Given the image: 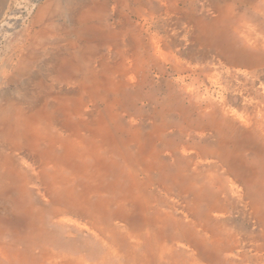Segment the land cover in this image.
<instances>
[{"label":"bare ground","instance_id":"1","mask_svg":"<svg viewBox=\"0 0 264 264\" xmlns=\"http://www.w3.org/2000/svg\"><path fill=\"white\" fill-rule=\"evenodd\" d=\"M179 1L186 2L168 0L167 4L173 6L174 14L185 18L186 12L177 8ZM23 3L27 6L22 7V2H17L14 8L11 0H0V37L4 32H13L17 24L28 23L9 39L0 65V80L4 85L12 83L15 75L27 78L22 82L20 95L6 89L0 91V204L4 205L1 203L4 199L8 201L5 206L0 205V264H38L32 255L35 254L34 248L38 249L41 242L45 244L50 237L52 244L42 248L41 264H244L241 257L244 242L253 248L254 262L261 263L264 244L253 240L256 236L248 240L239 230L233 231L235 227L230 229L232 224H227L225 205L213 204L200 209L194 204L189 208L185 203L166 202L158 206L149 195L150 189L157 186L169 194L167 179H164L167 168L162 161L163 153L160 154L149 142L152 137L160 138L163 128L155 126L153 132L144 135L137 125L128 129L117 125L118 118L125 114L120 109V98L126 96L130 86L134 87V80L147 60L140 53L145 49V39L140 40L120 27L122 35L118 43L116 31L109 34L101 24L96 0H30ZM230 9L228 2L224 11L221 6L217 8L215 21L234 16ZM25 12L28 14L26 18H17ZM56 14L64 20L62 26L66 28V37L57 40L61 46L48 63H36L32 67L38 59L39 46L48 40L50 23ZM196 27L199 35L207 28L198 23L193 25L194 30ZM96 37L97 41L103 37L106 41L118 43L117 57L98 60L96 54L88 53L87 44L94 43ZM241 37L246 39L247 47L264 51V37L247 31L241 32ZM19 63L22 65L18 66ZM235 109L227 105L219 111L231 127L240 125L242 130L251 128L264 132L262 111L257 109V115L245 116ZM219 112L211 113V118L214 115L220 117ZM214 125L211 120L201 129L221 136L225 134L224 126ZM123 131L127 136L120 139ZM14 151L19 154L15 156ZM198 153L195 152V156ZM213 154L217 158L221 156L217 149ZM21 155L35 162L33 172L22 162ZM217 167L221 168L220 165ZM125 177L128 179L129 200L118 203L115 193L120 190L115 189V183L116 180L126 182ZM226 177L228 188L238 190L235 185L243 187L237 185L232 176L227 174ZM135 190L137 198H134ZM32 195L40 201L39 206L27 201ZM257 208H261L260 213L256 212ZM247 209L256 222L264 221V203L252 202ZM191 210L197 217L192 216ZM1 214L15 224L1 222ZM16 219H31L32 228L36 224L37 230V224H40V230L46 231L44 239H39L41 242H29L33 250L30 256L27 255V246L20 242L24 226ZM48 221L76 233H87L96 245L95 251L90 249L92 252H89L88 248L58 249L56 234L49 228ZM31 235L34 237L33 233ZM68 237L74 239L76 235L69 233Z\"/></svg>","mask_w":264,"mask_h":264},{"label":"rangeland","instance_id":"2","mask_svg":"<svg viewBox=\"0 0 264 264\" xmlns=\"http://www.w3.org/2000/svg\"><path fill=\"white\" fill-rule=\"evenodd\" d=\"M25 1L30 0H11L12 7L15 8L17 2H22V7H26L27 4L23 3ZM96 1L100 7L101 24L109 34L113 35V32L116 31L118 43H120V36L122 35L119 31L120 27L132 32L138 39L142 40L141 38H143L146 41L145 49L140 52L143 57L146 56L144 57L147 59L144 64L146 67L143 66V70L136 76L134 87L133 85L130 86L125 92L127 93L126 96L120 98V109L125 114L118 118L117 125L124 129L137 125L144 135L153 132L155 126H162L163 128L160 138L152 137L149 142L160 154L163 153L162 161L167 168L164 171V179H167V189L171 195L158 186L157 189H150L149 195L153 196L158 206H163V203L166 202H176L178 205L185 203L189 208L194 204L200 209L213 204L225 205L227 207V224H234V226H229L230 229L235 227L233 231L239 230L248 240L256 236L257 238L253 240H258L260 245L264 244L262 238L264 221L256 222L249 214L250 210L247 209V205H251L252 202L254 204L256 202L258 205L264 203V132L251 128L242 130L239 129L241 128L240 125L237 128L231 127L219 112L228 105L233 109L236 107L239 109H235L236 112L238 111L245 116L257 115V109L262 111L260 116L264 115V51L257 52L247 47L246 39L241 37L243 31L264 37V0H186L185 4L179 1L177 8L186 12L185 18L173 13L174 8L167 4L168 0ZM227 2L231 5L230 13L234 14L235 17L228 16L215 21L217 15L215 11L220 6L221 11H224ZM9 14H4V16L7 17ZM27 16L28 14L25 12L17 15V18L24 19ZM63 22L64 20L60 19L59 14L54 16L47 34L48 40L39 46L38 59L31 65L32 67L36 63H48L57 48L61 46L57 40L66 37V28L64 25L62 26ZM196 23L207 26L200 35L197 32V27L195 30L193 28ZM27 24H17L13 32H4L0 37V65L7 42L21 31L22 25L25 27ZM99 41H97V37L94 43L92 40L89 41L92 42L87 44L88 51H90L86 50V52L96 54L98 60H106L109 56L113 59L114 56L117 57L118 43L106 41L103 37ZM159 53L160 55H158ZM202 56L204 57L202 58ZM21 65L22 63L18 64V66ZM24 79L27 78L15 75L12 83L8 85H4L0 80V91L6 89L20 95L23 92L22 82ZM7 81L9 82V79ZM61 83L64 85L63 81ZM183 84L186 85L184 88ZM231 87L235 88L232 89ZM217 112H219L220 117L214 115L211 118V113ZM211 120L215 123V127H225L224 135L221 136L213 133V131H202L201 127L207 123L210 124ZM146 124H149L150 128ZM126 136V132H120V139ZM216 149L221 153L219 158L213 154ZM197 151L199 153L195 156ZM18 154L17 151H14L15 156ZM7 157L12 158L11 156ZM20 158L33 172L35 162L33 163L32 160L22 155ZM15 159L18 160L17 157ZM118 164L121 169V162ZM218 165L221 168L217 167ZM84 166L88 167V165ZM125 173L127 170L124 171V176ZM227 174L233 177L237 185H243L242 189L236 185L235 188L238 190L234 187L232 188L233 191L228 188L229 181L227 183L225 179ZM174 176L175 178L172 179ZM127 181V178L126 182L116 180L115 189L120 190L115 193L118 203H127L129 200ZM177 182L178 185H174ZM152 191H158V193L154 192L153 194ZM14 192L15 190H13V194ZM137 194L138 192L135 190L134 198H137ZM32 197H29L27 201L38 205L39 200L36 196L32 195ZM7 202L4 199L1 201L4 205H0L5 206ZM92 205L97 208L96 204L92 203ZM24 206H26L25 203ZM257 209L256 212L260 213L261 208ZM118 214L126 217L121 212ZM191 214L193 217H197L196 213L193 214V210H191ZM198 217L202 218L201 215ZM16 220L17 223L20 222L24 226L21 232L23 239L20 242L23 241L24 246H27V255L30 256L33 250L30 249L29 242H41L39 239H44L43 235L46 231L40 230L42 228L40 224H37L36 230L35 222V226L32 228L31 219L27 221ZM3 221L4 223L7 221L9 225L13 222V220H9V222L1 214V222ZM13 224L15 223L13 222ZM49 228L56 234L54 236L55 245L58 249L67 251L73 248L80 250L88 248L89 252H92L90 249L94 251L96 249V245L87 233L80 234L67 227H57L51 221ZM30 232L33 233L34 237ZM69 233L73 236L76 235V238H69ZM50 239L45 244L39 243L38 249L37 247L34 248L35 254L32 255L36 257L38 264H41L42 248H48L46 245L52 244ZM253 254V248L244 242V250L241 255L243 263L256 264L253 260ZM234 255L236 256L237 252ZM259 264H264V256Z\"/></svg>","mask_w":264,"mask_h":264}]
</instances>
